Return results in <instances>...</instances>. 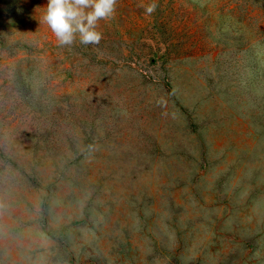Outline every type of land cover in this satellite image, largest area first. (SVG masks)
<instances>
[{
    "label": "rangeland",
    "instance_id": "obj_1",
    "mask_svg": "<svg viewBox=\"0 0 264 264\" xmlns=\"http://www.w3.org/2000/svg\"><path fill=\"white\" fill-rule=\"evenodd\" d=\"M151 2L0 0V264H264V0Z\"/></svg>",
    "mask_w": 264,
    "mask_h": 264
},
{
    "label": "clouds",
    "instance_id": "obj_2",
    "mask_svg": "<svg viewBox=\"0 0 264 264\" xmlns=\"http://www.w3.org/2000/svg\"><path fill=\"white\" fill-rule=\"evenodd\" d=\"M151 16L158 7L156 0L141 5ZM117 0H47L39 23L46 25L61 46L79 39L83 45L99 44L103 38L99 22L112 18Z\"/></svg>",
    "mask_w": 264,
    "mask_h": 264
}]
</instances>
